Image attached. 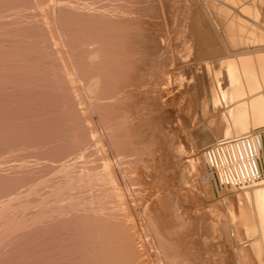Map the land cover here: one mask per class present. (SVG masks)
<instances>
[{
	"label": "bare ground",
	"instance_id": "6f19581e",
	"mask_svg": "<svg viewBox=\"0 0 264 264\" xmlns=\"http://www.w3.org/2000/svg\"><path fill=\"white\" fill-rule=\"evenodd\" d=\"M180 1L0 0V153L34 158L0 176V221L66 195L110 264H264V0Z\"/></svg>",
	"mask_w": 264,
	"mask_h": 264
},
{
	"label": "rangeland",
	"instance_id": "374dc122",
	"mask_svg": "<svg viewBox=\"0 0 264 264\" xmlns=\"http://www.w3.org/2000/svg\"><path fill=\"white\" fill-rule=\"evenodd\" d=\"M165 2L164 4H162L163 2ZM168 1H170V0H158V2H157V0L155 1V0H153V3H151V2H149L150 4H153L155 7H157V9H161L162 8V6H166V7H169V5L171 4H173V1H174V4H179L181 1L180 0H171L169 3H168ZM167 2V3H166ZM148 3V2H147ZM147 3L145 4V5H147ZM158 3V4H157ZM160 3V4H159ZM150 4H148V5H150ZM168 4V5H167ZM165 7V8H166ZM161 12V11H160ZM177 46H175L174 44H173V46H172V48H168V52H170L169 54H166L165 56L168 58H171V60L172 61H174L175 60V62L177 63V65H178V63L180 62V64H182V66L181 65H178V67L177 68H182L183 66H187L189 63H187V62H185V59L184 58H192V56H189V57H186L188 54H187V52H186V48H187V45H188V41H186V42H184V43H182V44H180V45H178L177 43H176V41L174 42ZM170 50V51H169ZM174 58V59H173ZM180 60V61H179ZM186 63V64H185ZM0 155H1V153H0ZM1 157V163H0V170L1 171H3L2 173H0V176L2 177V178H11V177H13V176H15L16 174H15V172H12V171H14V168H13V166L19 161V163H21V162H23V157L24 156H17V159L16 158H14V157H11V156H6V157H8L9 158V160L7 161V162H10L9 164L11 165H9L8 166V164L7 163H5L6 161L5 160H7L6 158H5V156H0ZM2 157L3 158H5V159H2ZM23 158V159H22ZM28 159V160H27ZM30 159L31 160H33L34 158L33 157H30ZM2 160H4V162L2 161ZM26 160V162L28 161V163L29 164H31L32 163V161L31 160H29V156H26V159H24V161ZM16 162V163H15ZM5 163V164H4ZM11 163H13V164H11ZM198 164H199V162H198V160H197V158H195V157H189L188 158V161H187V166H188V182H189V185L191 186V188L193 189V190H195L197 187H198V185L200 184V183H207L208 182V179L207 178H205V177H203V176H201V175H199L198 173H196V169H197V166H198ZM6 165L8 166V169H7V167H6ZM31 166V165H30ZM29 166V167H30ZM5 168H6V170H5ZM10 168V169H9ZM0 171V172H1ZM6 173H5V172ZM11 175V176H10ZM0 177V178H1ZM37 188H40V185H38V186H36ZM0 190H6V189H4L3 187H2V189L0 188ZM220 192H221V194H223L224 195V197H225V199H227V198H229V196H230V191L229 190H227V189H223L222 188V190H219ZM218 191V192H219ZM219 192V193H220ZM34 196V198L33 197H31V196ZM32 195L30 196H28V197H25V198H23L22 197V199H21V203L20 202H14L13 203V206L11 205V206H9V208L12 210V211H17V212H15L16 214L18 213L19 214V211L22 213V214H24L23 216H26L27 217V215H29L27 218H26V224L24 223L25 221L23 220L24 218H21V219H19V221L18 220H16L17 222V224L18 225H20V224H22V225H20V226H17V229H16V231L14 230L15 228H16V225H14L13 226V223L12 222H14L15 220H10L11 222H8L7 223V225H6V223L5 222H3L2 220L0 221V225H2V228H1V226H0V234H1V236H0V264L2 263V264H96L97 262V264H101V262H103V260H105L103 263H105V262H107L106 264H110V262H111V260L112 259H110L111 257H110V255H111V253H110V251L108 252L109 254H107V256L105 255V253H106V250L108 251L109 249L107 248V247H105V246H103L101 249H100V247L101 246H99L100 244H97L96 246H98L99 247V249H97L98 247H93V245L91 244V236H90V233H89V231L86 229H84V227H86V226H83V224H85V220L83 219L82 221H80L81 219H78L79 221H77L76 219H77V217H78V215H75L74 216V213L75 214H77L78 213V207H77V205L76 204H74V202H73V200H72V198H66L65 196L63 197V198H61L60 199V201L62 202H60L61 204H57V203H59V202H57V203H55L56 205H51V208L53 209V210H55V212L53 213H50V216L49 215H46V216H48L47 217V219H46V216L44 215L45 213H42V212H40V210L41 209H39V210H37V209H34V208H37L38 207V205L40 206V204H38V201H37V195L36 194H34V193H32ZM66 198V199H65ZM29 199V201H30V203H28L27 202V200ZM65 199V200H64ZM64 201V202H63ZM69 201V202H68ZM68 202V203H67ZM70 202H72V203H70ZM34 203H37L36 205L34 204ZM73 206H72V205ZM15 205V206H14ZM24 205V206H23ZM26 205H27V207H28V209H27V207H26ZM65 205V206H64ZM68 205H69V207H68ZM74 206H76L75 207V209H77L76 211H75V209H74ZM16 207V208H15ZM18 207V208H17ZM42 207V206H41ZM54 207V208H53ZM55 207H59L60 209L58 210L57 208H55ZM62 207H64L63 208V211H62ZM15 210H14V209ZM26 208V209H25ZM29 208H31V209H29ZM43 208V207H42ZM71 210H70V209ZM34 209V211H33V213L36 215H32L31 217L32 218H30V214H31V212H32V210ZM44 209V208H43ZM42 209V211L44 212V210ZM24 210H25V212H24ZM28 210V211H27ZM35 210H37L38 212H39V214H38V212L37 213H35ZM65 210V211H64ZM29 212V213H27V212ZM57 211V212H56ZM59 211V212H58ZM61 211V212H60ZM67 211H69V212H67ZM62 212H63V214H64V212H67V213H65L64 214V216H63V214H62ZM77 212V213H76ZM32 213V214H33ZM69 213V214H68ZM17 214V215H18ZM52 214H55L54 216L52 215ZM58 214V215H57ZM39 215H41V217L44 215V217H42V218H44L43 220H41V217L39 216ZM56 215H57V217H56ZM68 215H71L70 217L68 216ZM35 216V217H34ZM66 216H68V218L70 219V220H72V221H70ZM75 217V218H73V217ZM36 218L37 219V221H36V223H35V220L36 219H34V218ZM39 217V218H38ZM54 217V218H53ZM58 217H60V218H58ZM73 218V219H72ZM34 221V222H31L32 220ZM42 221H40V220ZM65 219V220H64ZM68 219V220H67ZM30 220V221H29ZM39 220V221H38ZM20 221H22V222H20ZM29 221V222H28ZM64 221V222H63ZM74 221V222H73ZM3 222V224H1ZM18 222H20V224L18 223ZM42 223V224H40V223ZM63 222V223H62ZM69 222H71L70 224L75 228V231H76V229H77V232H75V231H73L74 229H73V227L69 224ZM82 222V223H81ZM84 222V223H83ZM9 223L10 224H12V226H11V229H12V227L14 228L13 230H9L10 229V227H8L7 228V226H10L9 225ZM25 225H24V224ZM29 223V225H27ZM39 223V224H38ZM66 223V224H65ZM56 224H57V226H56ZM34 225V226H33ZM38 225V226H37ZM66 225V226H65ZM80 225H82V226H80ZM6 228V229H4V227ZM25 226V227H24ZM32 226V227H31ZM41 226V227H40ZM46 226V227H45ZM62 226V227H61ZM67 226H68V229H67ZM77 226V227H76ZM20 227V228H19ZM23 227V228H22ZM26 227H27V229H26ZM63 227H65V229H62ZM71 227V228H70ZM81 227V228H80ZM22 228V229H21ZM36 228V229H35ZM60 228V229H59ZM8 229V230H7ZM67 229V230H66ZM84 229V230H83ZM22 231V233L20 232V231ZM61 230H62V232H61ZM66 230V231H65ZM70 231L71 233H66L67 231ZM80 230V231H79ZM83 230V231H82ZM7 231H9V232H7ZM12 231V232H11ZM86 231V232H85ZM42 232V233H41ZM57 232V233H56ZM60 232V233H59ZM82 232V233H81ZM5 233V234H4ZM15 233V234H14ZM65 233V234H64ZM74 235H73V234ZM4 234V235H3ZM11 234V235H10ZM41 234V235H40ZM57 234V235H56ZM77 234V235H76ZM85 234H88L89 235V237L88 236H86ZM9 235V236H8ZM71 235H73V236H71ZM3 236V237H2ZM35 236V237H34ZM52 236V237H51ZM45 237V238H44ZM54 237V238H53ZM61 237H63V238H61ZM74 237V238H73ZM4 238H6V239H4ZM17 238V239H16ZM73 239V240H72ZM85 239V240H84ZM88 239H90V240H88ZM7 240V241H6ZM87 240V241H86ZM4 241V242H3ZM6 241V242H5ZM9 242V243H8ZM32 242V243H31ZM69 242V243H68ZM73 242V243H72ZM87 242H88V244H87ZM4 243H6V244H4ZM16 243H17V245H16ZM36 244V245H35ZM38 244V245H37ZM104 244V243H103ZM10 245V246H9ZM19 245V246H18ZM86 245H88V246H86ZM102 245V244H101ZM104 245H106V244H104ZM2 246H4V247H2ZM8 246V247H7ZM13 246V247H12ZM76 246H77V248H76ZM16 247V248H15ZM80 247H81V249H80ZM106 249H105V248ZM5 249V252H4V249ZM3 249V250H2ZM12 249V250H11ZM29 249V250H28ZM74 249V250H73ZM92 250L91 252H89L90 250ZM10 250V251H9ZM16 252H15V251ZM36 250V251H35ZM9 251V252H8ZM73 251V252H72ZM76 251V252H75ZM99 251V252H98ZM76 254H75V253ZM89 252V253H88ZM101 252H102V255H101ZM20 253V254H19ZM60 253V254H59ZM116 253V252H115ZM115 253L113 254V255H115ZM5 254H6V256H5ZM156 254V255H155ZM30 255V256H29ZM69 255V256H68ZM72 255V256H71ZM113 255H112V258H113ZM123 255H125V254H122V255H118V254H116V256L117 257H123ZM16 256V257H15ZM72 258H71V257ZM105 256V257H104ZM127 256H128V254H127ZM127 256L125 255L124 257H126L125 259H123V260H126L127 259ZM129 256H131V254L129 255ZM149 258H150V260H153V261H156V263L157 264H160L159 263V261H157V259H158V255H157V253L155 252V251H151L150 253H149ZM152 256V257H151ZM3 257H4V259L5 260H3ZM6 257H7V259H6ZM11 259H10V258ZM19 257V258H18ZM42 257V258H41ZM64 257V258H63ZM76 257V258H75ZM90 257V258H89ZM94 257H95V259H94ZM123 257V258H124ZM132 257V256H131ZM14 258V259H13ZM40 258V259H39ZM68 258V259H67ZM93 258V259H92ZM107 258V259H106ZM110 259V262H109V259ZM114 258H115V256H114ZM157 258V259H156ZM63 259V260H62ZM129 259V258H128ZM12 260V261H11ZM16 260V261H15ZM23 260V261H22ZM26 260V261H25ZM32 260H33V262H32ZM75 260V261H74ZM83 262H82V261ZM92 260V261H91ZM114 260V259H113ZM129 260H131V258L129 259ZM129 260H126V263L127 264H135V262H133V261H130L129 262ZM159 260V259H158ZM6 261V262H5ZM12 263H11V262ZM44 261V262H43ZM53 261V262H52ZM66 261V262H65ZM85 261V262H84ZM115 261V260H114ZM5 262V263H4ZM73 262V263H72ZM87 262V263H86ZM123 263H125V261H123ZM125 263V264H126Z\"/></svg>",
	"mask_w": 264,
	"mask_h": 264
}]
</instances>
